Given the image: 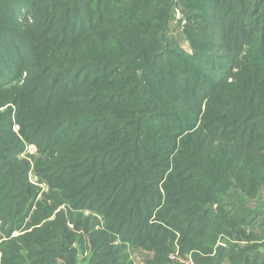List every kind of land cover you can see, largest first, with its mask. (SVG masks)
Here are the masks:
<instances>
[{"label":"trees","instance_id":"trees-1","mask_svg":"<svg viewBox=\"0 0 264 264\" xmlns=\"http://www.w3.org/2000/svg\"><path fill=\"white\" fill-rule=\"evenodd\" d=\"M28 145L98 229L11 237L47 218L19 162ZM260 193L264 0H0V264H77V245L85 264H125L124 243L140 264H182L175 234L196 264H264V202L246 203ZM222 231L246 245L212 255Z\"/></svg>","mask_w":264,"mask_h":264},{"label":"rangeland","instance_id":"rangeland-1","mask_svg":"<svg viewBox=\"0 0 264 264\" xmlns=\"http://www.w3.org/2000/svg\"><path fill=\"white\" fill-rule=\"evenodd\" d=\"M181 15V14H180ZM182 16V15H181ZM177 15H175V18H170L171 22L175 21ZM183 18V17H182ZM183 24L184 22L181 21ZM226 27L229 26V23L225 24ZM226 27H224L226 29ZM229 29V28H228ZM255 34V35H254ZM252 36H256L257 33L254 32ZM254 40V39H253ZM247 45H245L246 47ZM244 47V48H245ZM13 129L16 131L17 127L16 125L12 126ZM39 157V152H36V149L28 145L24 148V151L19 155V162L20 160L24 161V163H28V169L26 173L27 181L33 186L34 190V203L32 210H37L40 214H45L47 218L43 219L39 224H36L34 226H31L29 223L31 220H24V222L21 224L20 229H15L13 233L11 234V237H17L21 234H25L26 232L30 234L33 233L35 235L34 230H41V232L44 234L46 232L45 226L49 223L52 224L51 226L54 227L56 225V228L59 226H65L76 233V235H80L83 231L84 225L88 228L87 230L91 231L93 229H98L101 223V215H98L94 210H83L82 212H74L70 209V207L60 198L58 195V192L54 188H50L49 182L44 178V176H39L36 171V159ZM263 194L260 193L259 195L251 196L246 200L247 207L250 209L257 206V204H261L264 202L263 200ZM61 199V200H60ZM73 221V222H72ZM45 223V224H44ZM44 224V225H42ZM9 227V223H6L0 218V236L2 237L0 239V260H2L1 257L4 256V253L2 252L3 249L6 248V245L3 244L5 241H8V238L6 237L7 229ZM44 228V229H43ZM43 229V230H42ZM51 230V235L47 234V238L56 237L59 234L58 229L49 228ZM232 227H230V230ZM173 233V232H171ZM83 234V233H82ZM232 234V233H231ZM227 231H222L218 234V237L216 239V242L214 244V252L212 255H219L224 249H227L229 245L232 244H239V245H246L245 242H241L239 240H234V233L231 235ZM32 235V237H33ZM50 235V236H49ZM24 237V236H23ZM26 237V236H25ZM48 238V239H49ZM28 239V238H26ZM50 239V240H51ZM57 240H51L56 241L58 244L63 243L62 240L59 238H56ZM49 240V241H50ZM179 235L175 234V238L173 239L174 244L176 245V250L174 252L169 251L168 252V258L172 262L182 263V264H196L193 257L192 251L194 253H197L198 255H202L201 252L197 250H192L191 248H181L179 244ZM172 242V240L170 239ZM83 243H88L87 240H83ZM241 243V244H240ZM244 243V244H243ZM65 244V243H64ZM5 247H4V246ZM121 245V242L119 239L115 241L113 246ZM123 245V243H122ZM128 244L124 243V246L126 247V250L122 248V252L119 253L120 261L124 262L125 264H140V257L137 256L135 251H132L127 246ZM219 245H223L220 252L218 253V247ZM78 249V261L77 264H85V260L88 256V251L84 250L82 247L77 245ZM125 253V254H124ZM127 256V257H126ZM0 261V263H1ZM236 258H234V261L231 262V259H224L221 264H235ZM159 264V263H158Z\"/></svg>","mask_w":264,"mask_h":264},{"label":"built area","instance_id":"built-area-1","mask_svg":"<svg viewBox=\"0 0 264 264\" xmlns=\"http://www.w3.org/2000/svg\"><path fill=\"white\" fill-rule=\"evenodd\" d=\"M176 15H177V17H176V18H177V19H181V20H182V22H183V19H182V16L180 15V13H179V12H177V13H176Z\"/></svg>","mask_w":264,"mask_h":264},{"label":"water","instance_id":"water-1","mask_svg":"<svg viewBox=\"0 0 264 264\" xmlns=\"http://www.w3.org/2000/svg\"><path fill=\"white\" fill-rule=\"evenodd\" d=\"M222 246H223V245H219V247H218V253L220 252Z\"/></svg>","mask_w":264,"mask_h":264}]
</instances>
